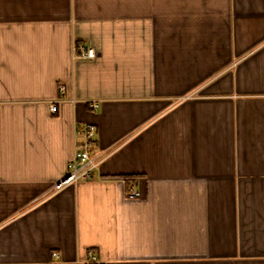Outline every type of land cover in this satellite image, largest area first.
Segmentation results:
<instances>
[{
	"label": "crops",
	"instance_id": "0c3cea01",
	"mask_svg": "<svg viewBox=\"0 0 264 264\" xmlns=\"http://www.w3.org/2000/svg\"><path fill=\"white\" fill-rule=\"evenodd\" d=\"M0 264H264V0H0Z\"/></svg>",
	"mask_w": 264,
	"mask_h": 264
},
{
	"label": "built area",
	"instance_id": "2783aa9c",
	"mask_svg": "<svg viewBox=\"0 0 264 264\" xmlns=\"http://www.w3.org/2000/svg\"><path fill=\"white\" fill-rule=\"evenodd\" d=\"M81 55L86 58H92L94 51L91 47L82 48ZM62 87V85L60 86ZM49 110L55 112L56 106L54 102L49 104ZM95 133V126L93 124H84L82 127L75 129L73 137H78L74 144V149L71 158L67 164L66 173L55 182L53 189L55 191L62 189L65 186L79 182L80 180H89L93 176V172L98 168L101 158L90 153V145ZM128 196H139L140 192L131 185L127 191ZM92 261L96 258L93 256Z\"/></svg>",
	"mask_w": 264,
	"mask_h": 264
}]
</instances>
